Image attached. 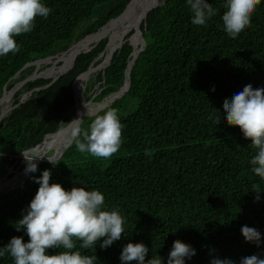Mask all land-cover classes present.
<instances>
[{
  "label": "trees",
  "instance_id": "1",
  "mask_svg": "<svg viewBox=\"0 0 264 264\" xmlns=\"http://www.w3.org/2000/svg\"><path fill=\"white\" fill-rule=\"evenodd\" d=\"M42 2L52 9L49 16L37 17L33 31L16 38L18 53L0 57V98L4 87L9 91L14 86L13 77L26 64L67 50L80 25L96 18L85 31L91 36L119 17L130 0ZM208 2L217 14L206 26L191 23L186 0H167L147 14L141 24L146 46L131 69L130 88L97 114L112 108L119 112L121 98L137 100L132 111L119 115L125 128L118 153L126 155L111 158L102 167L91 156L79 153L74 140L56 166L38 164V171L22 187L0 194V247L14 236L28 242L25 231H17L15 224L38 190L33 177L49 169L50 183H60L66 190L74 186L99 190L105 196V208L119 209L125 217V234L120 240L107 249H101L102 241L95 250L80 249L84 254H95L96 264H121L122 249L129 242L145 244L149 248L146 259L159 255L167 264L177 239L196 252L186 264H210L216 257L240 264L242 257L254 254L264 258V180L251 171L250 160L255 154L251 141L243 137L239 127L228 125L223 115L224 100H231L244 86L264 87V0L253 14L250 27L236 39L223 30L224 0ZM85 34L78 35L76 41ZM132 34L125 36L124 40L129 38L114 54L104 81L99 75L104 89L95 102L122 85L133 50ZM111 37L106 38L110 41ZM105 45L102 41L80 55L70 72L50 87L33 92L26 103L0 122V179L21 152L38 145L68 121L65 115L74 107L73 81ZM99 63L98 58L94 60L90 71L78 81L82 98L85 84L98 71ZM31 69L33 66L24 68L18 77ZM48 82L37 80L27 87L31 90ZM25 96L20 94L14 104ZM216 117L221 121L218 125L214 123ZM94 118L83 117L80 126L87 128ZM67 127L59 133L64 139L56 138L52 148L66 141L62 151L71 143L74 129L67 137ZM51 156L59 155L53 152ZM253 185H258L259 201ZM245 225L261 233L260 247L245 241L241 233ZM56 251L50 249L49 254ZM0 264L14 262L6 254L0 257Z\"/></svg>",
  "mask_w": 264,
  "mask_h": 264
},
{
  "label": "clouds",
  "instance_id": "2",
  "mask_svg": "<svg viewBox=\"0 0 264 264\" xmlns=\"http://www.w3.org/2000/svg\"><path fill=\"white\" fill-rule=\"evenodd\" d=\"M192 14L191 23L206 26L217 10L208 0H186ZM261 0H224L225 11L221 17L223 30L236 39L250 27L251 19ZM52 9L42 0H0V57L20 51L16 38L33 31L37 17L47 18ZM215 89L213 88V91ZM223 115L230 126L239 127L246 140H250L255 154L250 160L251 171L264 180V87L254 89L251 84L223 102ZM220 118L214 123L218 125ZM77 125L72 132L76 149L97 159H110L117 154L124 142L118 110L112 108L103 115H96L87 128L79 126L80 118L71 122ZM25 156V155H24ZM43 157V156H37ZM26 160L25 172L38 171L37 163ZM56 166L54 157H46ZM51 170L33 177L39 185L22 218L16 221V230H24L28 242L22 236H14L0 247V257L10 255L14 264H96L97 256L84 254L83 250H95L98 242L107 249L125 234V217L119 209L105 208V196L99 190L72 187L66 190L60 183H50ZM258 185H253L260 200ZM246 242L260 247L261 233L242 226ZM50 249L57 250L49 254ZM149 248L143 243H127L121 252V264H164L159 255L146 259ZM195 250L179 239L173 242L167 264H186L195 257ZM210 264H235L228 258H213ZM240 264H264L258 255L242 257Z\"/></svg>",
  "mask_w": 264,
  "mask_h": 264
},
{
  "label": "water",
  "instance_id": "3",
  "mask_svg": "<svg viewBox=\"0 0 264 264\" xmlns=\"http://www.w3.org/2000/svg\"><path fill=\"white\" fill-rule=\"evenodd\" d=\"M134 0H130V2H129V4H128V6H127V8L125 9V11L119 16V17H117V18H114V19H111V20H109L106 24H104L100 29H98L94 34H92L91 36H89V38L87 39V41H86V44L84 45V46H82V47H78L81 43H83V42H81V43H79L78 45H77V37H78V33H75V35H74V37L72 38V40H71V44H70V46L71 47H76V49L75 50H72L70 53H66V54H63V55H54V56H49V57H46V58H44V59H40V60H37L36 62H31V63H28V64H26L20 71H19V73L18 74H16L14 77H13V79H16V78H18V76H19V74H20V72H22L23 71V69L24 68H26V67H28V66H34L35 67V71L31 74V75H29V76H27L26 78H24L22 81H20L19 83H16L9 91H7L6 90V88L4 87L3 88V92H2V96H1V98H0V103H1V101L5 98V96H7V95H11L14 91H17L20 87H22L23 85H27V84H29V83H33V82H35V81H37V80H48L49 82L46 84V85H44V86H42V87H38V88H35V89H31V90H29V91H27L26 93H25V95H26V97L25 98H23V99H21V100H19V102L18 103H16V104H13L8 110H6L5 112H1L0 113V122L3 120V119H5L16 107H18V106H20V105H22V104H24V103H26L29 99H30V97H31V95L33 94V92H39V91H41V90H44V89H46V88H48V87H50L51 85H53L59 78H61L62 76H64L65 74H67L68 72H70L72 69H73V67H74V64H75V62H76V60H77V58L80 56V55H82V54H85V53H87V52H89V51H91L92 49H94L95 47H96V45L104 38V33H103V31H101V29L102 28H104V26L105 25H107V24H109V23H113V24H115L116 22H118V20L122 17V16H131L132 14H134V13H136L137 11H140V13H141V19L139 20V22L137 23V24H135L134 26H132L131 27V31H132V35L133 36H137V38H138V42H139V48L136 50L135 49V46H134V44H133V50H132V52H131V54H130V59L127 61V69H126V72H125V76H124V81H123V83H122V85L120 86V88L119 89H117L116 91H114V92H112V93H110L108 96H106L105 98H109V100L108 101H106V102H104V100H105V98H103L101 101H99L98 102V107L95 109V110H93V111H91V112H82V111H76V110H74L75 111V116L73 117V119H71L70 120V122L68 123V126H70V125H72V121H74V120H76V119H78V118H80V123H81V120H82V118L83 117H94V116H96L100 111H102V110H104V109H106L108 106H110L117 98H119L120 96H123L128 90H129V88H130V72H131V69H132V67H133V65H134V63H135V60H136V57H137V55L138 54H140L144 49H145V46H146V41L144 40V38H143V34H142V32H141V24L144 22V20H145V18H146V16H147V14L149 13V12H151L153 9H156V8H159V7H161V6H163L166 2H167V0H162L158 5H156L155 7H148L147 5H146V0H138V3H137V6L136 7H134L133 9L131 8V3L133 2ZM101 32V33H100ZM98 33H100L101 35L97 38V40L95 41V42H93L92 44H89V42H88V40L90 39V38H92L94 35H96V34H98ZM124 43V42H123ZM122 46H123V44L120 46V47H118L117 49H115L114 51H111L110 52V55L108 56V58H107V61H106V65H105V67H103V69L101 70V77H102V81H104V79H105V70L109 67V65H110V63H111V61H112V59H113V57H114V54L115 53H118L119 52V50L122 48ZM67 55H71V62H70V64L64 69V70H62V71H60V72H58L56 75H54V76H52V77H49L48 75H44L43 74V72L42 71H38V68H39V65L42 63V62H44V61H47V62H49L50 61V66H49V68L48 69H50V68H53L56 64H57V62H53V61H51L52 59H57V58H60V57H62V56H67ZM98 57V56H97ZM96 57V58H97ZM95 58V59H96ZM94 59V60H95ZM94 60L91 62V64L89 65V67H88V69L85 71V72H83V73H81V74H79L76 78H75V80L73 81V94H74V109H75V106H76V104H75V86H74V84H75V81L78 79V78H80L81 76H83V75H85L88 71H89V69H90V67H91V65L93 64V62H94ZM46 71V70H45ZM103 83V82H102ZM93 99V97L92 98H90V101ZM62 125V124H61ZM61 125L59 126V128H58V130L55 132V133H53V134H50V135H54V134H58L59 132H60V130H61ZM77 125H75V127H76ZM79 126H80V124H79ZM49 136V135H48ZM45 139V138H44ZM44 139L38 144V145H36V146H34V147H32V148H30V149H28V150H25V151H23V152H21L20 154H19V157H20V159H21V163H23V160L24 159H22L23 158V156L25 155V156H27V155H29V154H31L39 145H41L42 144V142L44 141ZM74 142V139L71 141V143L65 148V149H63L60 153H59V156L58 157H54V156H50V157H54L56 160H59L61 157H62V155L65 153V151L72 145V143ZM17 159V158H16ZM15 162H16V160H15ZM15 162H14V164L8 169V171L1 177V179H0V182L8 175V174H10V173H12V171H13V169H14V165H15ZM41 162H46V163H50L49 161H48V159L47 158H44V159H42L41 160ZM32 174H34V173H30V175L29 176H27L26 177V179L19 185V186H16V187H9L8 189H6L3 193H2V196L3 195H5L8 191H11V190H15V189H18V188H20V187H22L24 184H25V182L29 179V177L32 175Z\"/></svg>",
  "mask_w": 264,
  "mask_h": 264
},
{
  "label": "bare ground",
  "instance_id": "4",
  "mask_svg": "<svg viewBox=\"0 0 264 264\" xmlns=\"http://www.w3.org/2000/svg\"><path fill=\"white\" fill-rule=\"evenodd\" d=\"M160 1L162 0H146V5L148 7H155L156 5H158L160 3ZM137 3H138V0H134L132 3H131V8L133 9L134 7L137 6ZM141 13L140 11H137L136 13L132 14L131 16H122L118 22H116L117 24H119L121 22V24L116 27V26H111V27H105L101 29V31H103L104 33V38H106L107 36L109 35H112L114 37V39L112 41H107L106 43V50L101 53L97 58H98V61L100 62L99 66H98V71L96 70L95 74H97V72H99V70L101 69V67H105L106 65V62L107 61V58L108 56L110 55V52L111 51H114L115 49H117L118 47H120L122 44H123V41H124V38L125 36L131 32V27L134 26L135 24H137L139 22V20L141 19ZM111 24V23H109ZM116 27V28H115ZM101 33V32H100ZM100 33L94 35L92 38H90L88 40L89 44H92L93 42H95L97 40V38L101 35ZM84 41V40H83ZM87 41V40H86ZM86 41H84L83 43H81L78 47H82L86 44ZM133 44L135 46V49L138 48V38L137 36H134V40H133ZM78 45V44H77ZM77 47V46H76ZM76 47H72L71 51L72 50H75ZM69 51V53L71 52ZM70 57L68 58H63V57H60V58H57V59H52L51 61L53 62H57V63H60V65L58 67H53V68H50V69H57L59 68L60 66L63 65V63H65L64 67L62 70H64L71 62V55H68ZM96 58V59H97ZM64 59H67V60H64ZM95 59V60H96ZM47 61H44L42 62L41 64H45ZM50 62V61H49ZM67 63V64H66ZM105 63V64H104ZM41 64L39 65V67L41 66ZM102 67V69H103ZM49 67H47L46 69L42 70L43 74L44 75H48L49 77H52L54 76L55 74H53L51 72L50 69H48ZM91 69V67H90ZM89 69V71H90ZM101 69V70H102ZM46 70V71H45ZM61 70V71H62ZM38 71H39V68H38ZM88 71V72H89ZM60 72V71H59ZM87 72V73H88ZM86 73V74H87ZM85 74V75H86ZM85 75L81 76L80 78H78L76 81H75V104H76V109H77V106L79 104V107H78V110L77 111H82V112H87L91 107L93 106H98V103H94L92 100H87V97L85 95L84 98L81 97L80 93H79V90L77 91V85H78V81L80 79H82ZM22 80V79H21ZM23 87V86H22ZM22 89V88H21ZM19 89L18 92L21 90ZM15 92L14 91L11 95H7L5 96V98L1 101L0 103V113L2 112H5L6 110H8L13 104L14 102H16L18 96L16 95V97L14 98L15 96ZM78 92V93H77ZM95 94V93H94ZM26 97V96H25ZM23 97V98H25ZM22 98V99H23ZM109 98H106V100H104V102L108 101ZM91 105V106H90ZM90 106V108H89ZM89 108V109H88ZM96 109V108H94ZM75 115H72L71 119H73ZM72 129H75V125L72 124L70 126L67 127V130H66V133H67V137L70 133V131ZM60 133V132H59ZM55 134V135H52V138L51 140L49 141L48 144H45V140L46 138H49L50 136H46L44 141L42 143L43 144V148H40L36 155H35V159L33 160L34 163H37L40 164L41 163V160L44 159V155L50 151H53L54 154L56 155H59L60 152L58 151H61V149L64 147L65 145V142L64 143H61L58 147L56 148H52L53 144L55 143V140L56 138H59V139H64V134ZM47 151V152H46ZM37 156H43V157H37ZM24 162V160H23ZM16 168L13 169L12 173L15 171ZM8 174L1 182H0V194L3 193L6 189H8L9 187H16V186H19L25 179L27 176L30 175V173H27L23 170V168H18L17 172L14 173V174ZM25 173V174H23ZM12 174V175H11ZM11 175V176H10ZM10 176V177H9ZM18 176V177H17ZM13 179V180H12Z\"/></svg>",
  "mask_w": 264,
  "mask_h": 264
},
{
  "label": "rangeland",
  "instance_id": "5",
  "mask_svg": "<svg viewBox=\"0 0 264 264\" xmlns=\"http://www.w3.org/2000/svg\"><path fill=\"white\" fill-rule=\"evenodd\" d=\"M96 20V18H94V19H92V20H90V21H86V22H84V23H82L81 25H80V27L78 28V30H77V33H78V35H81V34H85V31H86V29H87V27L91 24V22H94ZM89 38V36L88 35H84L83 36V38L77 43V44H79V43H81V42H84V41H86L87 39ZM129 37L127 36L126 37V39L124 40V43L126 42V40L128 39ZM114 39V37L112 36L111 37V40L110 41H112ZM84 40V41H83ZM102 41H106V43H107V41H108V39L107 38H103L97 45H96V47L95 48H97L98 47V45L102 42ZM123 43V44H124ZM94 48V49H95ZM105 48H106V45H105ZM104 48V50H103V52L106 50ZM71 49H72V47L70 46V44H69V46H68V48H67V50H64V51H61V52H59L58 54H56V55H63V54H66V53H69V51H71ZM102 52V53H103ZM100 55V54H99ZM98 55V56H99ZM54 56V55H53ZM63 58H68V57H70V56H62ZM55 59V58H54ZM64 60H67V59H64ZM67 64V63H66ZM60 65V63H57L54 67H58ZM64 65H65V63H63V65L62 66H60L59 68H57V69H50L51 70V72L53 73V74H57L59 71H61L62 69H63V67H64ZM50 66V62H46L45 64H41V66L39 67V71H42V70H44V69H46L47 67H49ZM27 68H30V66H28V67H26V69ZM35 71V67L33 66V69H31V70H29V72L25 75V76H23V77H18V78H16V79H13V82H15V84L16 83H19L20 81H22L24 78H26L27 76H29V75H31L33 72ZM101 74V70L99 71V72H97V74H93L92 76H91V78L89 79V81L85 84V95H86V97H87V100H90V98H92L93 97V99H92V101L94 102V103H98V102H95L94 101V98L95 97H97L101 92H102V90L104 89V86H103V84H102V82L100 81V79H99V75ZM20 79H22V80H20ZM14 84V85H15ZM28 85V84H27ZM27 85H23V87H20L19 89H21L18 93H16V95L17 96H19L20 94H22V93H26L27 91H29V88L27 87ZM82 85H83V83H82ZM18 89V90H19ZM95 93V94H94ZM16 95L14 96V98L16 97ZM85 97V96H84ZM83 97V98H84ZM121 97V96H120ZM121 100V104H122V108L120 109V111L118 112V115H120V116H125V115H127L130 111H132L135 107H136V104H137V100H133V99H131V98H129V97H127V98H121L120 99ZM18 101V100H17ZM91 106V105H90ZM90 106H89V108H90ZM88 108V109H89ZM74 110H76V109H74V107L72 108V110L71 111H69L68 112V114H66L65 116H67L69 119H68V121L67 122H65V123H62V125H61V128L62 127H64V126H66L69 122H70V120H71V117H72V115H74L75 114V111ZM94 110V108L93 107H91L87 112H91V111H93ZM55 135V134H54ZM50 137L49 138H46V140H45V144H48L49 143V141L51 140V136L52 135H49ZM43 144L44 143H42L41 145H39L31 154H29V155H27L26 156V158L27 159H29V160H31L32 158H34L35 157V155H36V153H37V151L40 149V148H43L42 146H43ZM67 147V146H66ZM65 147V148H66ZM47 152V151H46ZM53 154V151H50L49 153H47L45 156H44V158H46V157H50L51 155ZM123 155H126V154H123V153H117V154H115L112 158H114V157H119V156H123ZM17 159H16V162H15V165H14V168H17V167H19V168H23V170L25 171V168H26V160H25V156H23V158L22 159H24V162L23 163H21V159H20V157H19V155L16 157ZM92 159L93 160H95V161H99V163L102 165V167H105L107 164H108V162H109V160L111 159H97V158H93L92 157ZM13 174V173H12ZM11 174V175H12ZM23 174H25V173H23ZM10 175V176H11ZM9 176V177H10ZM13 180V179H12Z\"/></svg>",
  "mask_w": 264,
  "mask_h": 264
},
{
  "label": "flooded vegetation",
  "instance_id": "6",
  "mask_svg": "<svg viewBox=\"0 0 264 264\" xmlns=\"http://www.w3.org/2000/svg\"><path fill=\"white\" fill-rule=\"evenodd\" d=\"M100 65V64H99ZM102 68V67H101Z\"/></svg>",
  "mask_w": 264,
  "mask_h": 264
}]
</instances>
